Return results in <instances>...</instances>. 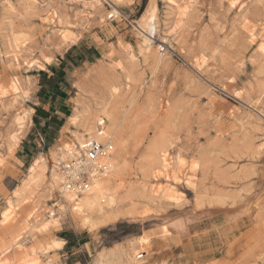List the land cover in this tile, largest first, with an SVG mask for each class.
<instances>
[{
  "label": "rangeland",
  "instance_id": "obj_1",
  "mask_svg": "<svg viewBox=\"0 0 264 264\" xmlns=\"http://www.w3.org/2000/svg\"><path fill=\"white\" fill-rule=\"evenodd\" d=\"M78 1L0 0V85L7 88L17 78L29 94L26 101L8 94L0 99V216L13 192L29 184L33 162L42 156L51 167L50 153L71 140L67 117L76 107H95L108 99L117 109H128L113 141L121 168L109 183L118 216L94 229L70 210L53 208L57 224L35 236L24 235L6 259L12 264H95L99 253H114L145 231L190 217L194 221L181 238L153 236L148 257L141 260L264 264V0H188L192 4L174 29L175 7L186 0ZM151 2L157 6L158 33L145 54L135 26ZM54 12L61 19L57 26L47 22ZM62 31L74 41L63 44ZM11 34L22 36L23 51L5 58V51H12L6 44ZM73 47L77 51L65 57ZM29 58L37 63L27 69L23 60ZM79 58L83 61L76 65ZM64 62V74L52 75L50 68ZM42 73L53 77L47 85L59 86L56 93L45 85L40 95ZM35 108L44 113L35 112L31 122ZM25 111L30 117L19 134L22 145L9 152L14 116ZM163 142L168 154L185 159L183 178L193 184V189L183 180L174 185L184 196L177 206L149 202L151 185L164 184L152 180L159 157L152 147ZM193 161L198 165L190 170ZM49 181L46 175L25 189L29 201L0 225V247L23 232L26 216L48 219L58 202ZM196 198L203 209L216 199L222 206L213 204L220 210L203 211L196 218ZM143 205L158 216L140 222L138 214L129 215L132 206L139 210ZM61 237L63 250H36Z\"/></svg>",
  "mask_w": 264,
  "mask_h": 264
},
{
  "label": "bare ground",
  "instance_id": "obj_2",
  "mask_svg": "<svg viewBox=\"0 0 264 264\" xmlns=\"http://www.w3.org/2000/svg\"><path fill=\"white\" fill-rule=\"evenodd\" d=\"M30 1L32 4H36L37 0H29V2ZM79 1H81V3L85 5L84 3L85 0H79ZM112 1L115 3H120L122 0H112ZM190 4L192 3L186 0L183 4L176 5L175 10L173 9L175 11L174 14L175 22L172 26V29L178 26L180 20L185 15L186 9L190 7ZM113 15L114 17L115 16L117 17L118 12H114ZM51 17H52L51 20H48L47 22L55 25L60 24L61 19L60 16L57 14V12H54ZM157 18H158L157 6L154 4V2H151L147 6L145 13L140 18V20L136 21L137 25L135 26L136 27L135 29L138 30L137 31L138 35H140L142 41L140 50L145 54L147 53L149 54L151 52L153 47L152 38H155V36H157L158 33ZM172 29L170 30L169 35L171 34ZM60 41L63 44H68L70 42H73L74 38L73 35L68 31H62L60 34ZM6 44L7 47L9 49L11 48L12 51L11 52L5 51L4 53L5 58L10 57V55H13L14 53H18V52L21 53V51H23V40L20 34H11L10 36H8ZM42 58L44 59V57ZM132 58L133 56H131V59ZM156 58L161 59L162 57L160 55L159 57L156 56ZM156 60H155L156 63L159 62V60L158 61ZM23 62L27 69L32 68L37 63V62L35 63V61H33L31 58L25 59L23 60ZM7 94L12 96L13 100L16 99L18 100L19 98L22 101L23 100L26 101L25 99L29 95L27 90L21 87V84L17 78H12L9 81L7 88H4L0 85V99L6 96ZM235 96H237V94H235ZM82 106L76 107L73 113L69 117H67L69 125L73 129L69 131L71 135V140L61 144L58 148L56 147L57 151L55 150V152L50 153L51 154L50 162L52 166L51 167L49 166V162H47L48 160L45 159L44 157L42 156L38 157L33 162L31 167H29L28 178H27L29 184L23 186V188L25 187L24 189L22 188L18 191H14L12 196L9 197V199L7 200L6 207H4L5 209L1 211L2 213L0 216V225L3 226L6 225L12 219L13 214L18 210L20 204H25L26 202L29 201L28 198L24 197L26 191L25 189H27L28 185L30 184L35 185L36 182L40 180V178L49 175L50 178L49 185L52 189H55L57 191L58 202L49 209L50 214L48 216V219L42 217H36L32 220L30 215L24 218L22 222L23 232L18 233L13 238L11 245L6 247H0V264H12L10 261L6 259L5 254L10 252L14 244H17L18 242L22 241L24 235L25 237L28 235L35 236L38 233L46 231L50 225L57 224L58 218H54L55 214L53 208H58L59 211L70 210V212L73 213L75 216H80L84 224L86 223L94 229L102 227L106 225L109 221L115 220L117 218L118 206H116L115 196L114 194L111 193V189L109 188V183L113 179H115V177L119 173V169L121 168L119 161L115 158L114 155H113L114 158L112 157V165H113L112 173L107 178L96 181L88 193L82 196H77L75 194L65 191L60 185V176L58 172L59 159L60 158L65 159V155H66L65 153L75 149L77 146H81L82 142L86 138L95 139L97 141H101L102 138H108L114 141L116 139V136L118 137L119 131L123 129L121 127L123 125V122L125 121V116L128 111L126 107L123 109L121 108L117 109L115 106L111 104L110 99L102 100L101 102H98L95 107H90L87 104L83 107ZM129 107H131V103H129ZM29 112L30 111H25L20 115L18 114L14 116L13 121L16 127L15 130L16 132L8 135L9 138H8L7 151L10 152L12 148L17 146V144L19 143V139H20L19 134L20 131L25 126L24 124L28 120V117H30ZM100 117H104L106 119L107 125L102 131L97 132L96 122ZM170 145L171 144L169 143L168 147H170ZM261 146L264 147V143ZM166 148L167 145H165L164 142L160 146L153 145L152 147V150L155 152V154L159 155L157 169L154 170L151 168L153 173L152 180L155 182L162 181L164 184L162 183L163 185L160 184L151 185V192H152L151 194L153 200L151 199V201L149 202H152L155 199L156 201L160 200L167 206H177L184 201V196L183 193L177 191L174 188V185L179 184L181 180H183L184 185H186L190 189H193V184L189 181V179L183 178L184 175L182 169L185 166V159L181 157L179 154L175 155V157L171 156L166 152ZM197 165H198V161H193L189 169L194 170L197 167ZM208 204L210 207H206L203 209V207H205L203 205V201L196 198L194 201L195 213L197 212L199 213L194 217L197 218L199 215H201V212L203 211L220 210L219 208L212 206L213 204H219L222 206L221 200L218 199L213 200L211 203ZM137 209L135 208V206H132L129 209L128 213L129 215L138 214L139 217L137 218L138 221L140 222H144L146 218H150V217L154 218L158 216V213L154 211V209L149 205H145V206L143 205L142 209L139 210ZM230 211L231 209L229 210V212ZM5 213H7V216H5ZM193 221L194 220H192L190 217H185L176 222H172V221L165 222L163 225L155 227L150 231H145V232L143 231L144 233L142 235H139L138 238L132 239L131 241H128L126 244H123L121 247H119L118 250L116 249L117 250L116 252L105 253V254L99 253L97 255L95 264H145L146 261H144L143 259L148 257V252L151 246L153 236L158 235L163 238H171V239L179 238L181 235H183V233H186V231L188 230V226L191 225ZM178 235L180 236L178 237ZM61 240L52 239L49 243H47L43 247H38L36 250L39 253H44V254L49 252L50 250H60L64 242ZM57 245H59V247H57ZM140 257L143 258L142 259L143 261L141 259L140 260L138 259ZM161 264H166V263H161Z\"/></svg>",
  "mask_w": 264,
  "mask_h": 264
},
{
  "label": "built area",
  "instance_id": "obj_3",
  "mask_svg": "<svg viewBox=\"0 0 264 264\" xmlns=\"http://www.w3.org/2000/svg\"><path fill=\"white\" fill-rule=\"evenodd\" d=\"M106 123V119L100 117L96 122L97 132L102 131ZM38 139L45 147L44 138L38 136ZM114 152L115 147L111 139L102 138L101 141H97L86 138L81 146L65 153V159H59L61 187L77 196L88 193L96 181L105 179L112 173Z\"/></svg>",
  "mask_w": 264,
  "mask_h": 264
},
{
  "label": "trees",
  "instance_id": "obj_4",
  "mask_svg": "<svg viewBox=\"0 0 264 264\" xmlns=\"http://www.w3.org/2000/svg\"><path fill=\"white\" fill-rule=\"evenodd\" d=\"M77 51V48L76 47H73L71 50H69L68 52H67V54L65 55V57H70L71 55H72V53L73 52H76ZM80 57V56H79ZM83 61V58H79L77 61H76V65L80 62H82ZM62 66L61 67H59V68H56V67H52V68H50V71H51V73H52V75H55L56 77H60V76H62L63 74H64V72H65V69H66V63L64 62V63H62L61 64ZM42 77H43V84L41 85V92H40V95H42V92L43 93H45L44 92V89L46 88V87H44L45 85H47V84H52V82H53V77H48L45 73H42ZM61 79V78H60ZM59 79V80H60ZM47 87H49L48 85H47ZM50 88V91H51V93H53V92H57L58 90H59V86H57V85H52L51 87H49ZM35 110V112L36 113H44L42 110H38V109H34ZM35 121V120H34ZM61 238H63L64 239V237H61Z\"/></svg>",
  "mask_w": 264,
  "mask_h": 264
},
{
  "label": "crops",
  "instance_id": "obj_5",
  "mask_svg": "<svg viewBox=\"0 0 264 264\" xmlns=\"http://www.w3.org/2000/svg\"><path fill=\"white\" fill-rule=\"evenodd\" d=\"M34 113H35V110L33 109V113H32V115H31V122H32V116L34 115ZM21 145H22V140H21V142L19 143V146H17V147L14 149V153H16L17 150H20V146H21ZM55 239H57V240H61L62 238H55ZM61 241H64V242H63V246H62V248H61L60 250H57V251H61V250H63L64 247H65V245H66L65 240L62 239Z\"/></svg>",
  "mask_w": 264,
  "mask_h": 264
},
{
  "label": "snow or ice",
  "instance_id": "obj_6",
  "mask_svg": "<svg viewBox=\"0 0 264 264\" xmlns=\"http://www.w3.org/2000/svg\"><path fill=\"white\" fill-rule=\"evenodd\" d=\"M236 4H233L232 7H236ZM261 50L264 51V44L261 45ZM5 216H7V213H5ZM59 247V245H57Z\"/></svg>",
  "mask_w": 264,
  "mask_h": 264
}]
</instances>
